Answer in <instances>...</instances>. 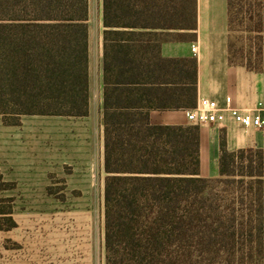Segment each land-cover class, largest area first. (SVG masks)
<instances>
[{"label": "trees", "instance_id": "obj_1", "mask_svg": "<svg viewBox=\"0 0 264 264\" xmlns=\"http://www.w3.org/2000/svg\"><path fill=\"white\" fill-rule=\"evenodd\" d=\"M90 14V0H0L7 126L89 116ZM228 15L230 64L262 72L264 0H228ZM103 25L106 264H264V150L223 135L219 177L203 178L200 127L151 121L198 104L197 59L162 54L197 31L198 0H103Z\"/></svg>", "mask_w": 264, "mask_h": 264}, {"label": "crops", "instance_id": "obj_2", "mask_svg": "<svg viewBox=\"0 0 264 264\" xmlns=\"http://www.w3.org/2000/svg\"><path fill=\"white\" fill-rule=\"evenodd\" d=\"M99 9L97 34L91 28L90 35L89 116H23L20 126H7L0 116L2 126L6 128L0 132V174L5 184L15 187L22 201L61 202V198L48 193L54 179L64 180L67 185L74 186V190L82 191L81 200L92 201L91 190L77 189L76 186L93 187L97 176L100 180L101 173H105L103 0H99ZM175 33L183 39L165 43L163 57L197 59L198 101L206 98L224 107L226 99L231 97L238 108L253 107L264 101V70L253 72L246 67L230 64L228 0H198L197 31ZM193 45L198 46L197 56L193 53ZM151 121L161 126L194 125L188 120L186 111H154ZM200 130L203 178L219 177L223 135L231 152L249 148L264 150V129L247 130L230 116L223 124L201 126ZM100 183L103 185L105 179ZM64 214L50 211L48 215L47 211L32 210L10 214L16 223L11 239L23 247L18 253L13 250L11 256L3 257L1 264H46L30 259L29 239L38 227L46 232L47 228L61 232L67 225Z\"/></svg>", "mask_w": 264, "mask_h": 264}, {"label": "rangeland", "instance_id": "obj_3", "mask_svg": "<svg viewBox=\"0 0 264 264\" xmlns=\"http://www.w3.org/2000/svg\"><path fill=\"white\" fill-rule=\"evenodd\" d=\"M90 4V26L92 32L97 34L100 19L99 0H91ZM236 37L248 39L244 32L237 33ZM2 125L0 118V132L6 129ZM100 178L99 180L98 175L93 187L76 186L77 189L91 190L92 201L81 200L82 191L74 190V186L67 185L64 180L54 179L48 193L61 198V202H25L18 198L14 186L3 182L0 174V264L3 257L8 258L13 250L18 253L23 247L11 239L16 228L8 230L7 227L10 214L15 215L26 210L47 211L48 215L50 211H61L67 218V225L61 232L49 231L48 228L46 232L39 227L33 231L28 247L30 259H35L36 262L41 260L46 264H106L105 183H100L106 178V174L101 173Z\"/></svg>", "mask_w": 264, "mask_h": 264}, {"label": "built area", "instance_id": "obj_4", "mask_svg": "<svg viewBox=\"0 0 264 264\" xmlns=\"http://www.w3.org/2000/svg\"><path fill=\"white\" fill-rule=\"evenodd\" d=\"M193 53L198 55V46L193 45ZM188 120L196 126L220 125L225 123L230 116L245 129H264V101L258 102L253 107L238 108L234 106L233 99L228 97L225 106L220 107L216 101L202 98L197 106L188 110Z\"/></svg>", "mask_w": 264, "mask_h": 264}]
</instances>
